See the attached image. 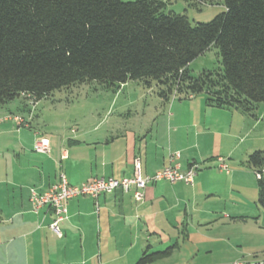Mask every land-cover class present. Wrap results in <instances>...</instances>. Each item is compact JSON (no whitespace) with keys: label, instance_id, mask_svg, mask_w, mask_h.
<instances>
[{"label":"crops","instance_id":"obj_1","mask_svg":"<svg viewBox=\"0 0 264 264\" xmlns=\"http://www.w3.org/2000/svg\"><path fill=\"white\" fill-rule=\"evenodd\" d=\"M158 103L161 109L149 131L157 122L155 144L142 127L129 139L105 137L102 143L92 142L73 153L64 148L58 153L49 141L53 153L36 152L39 156L34 157L25 154L23 129L10 121L0 123V264H135L147 248L162 252L179 247L171 232L187 222L188 209L209 222L215 212L224 210L223 203L236 209L245 208L253 199L258 203L255 182L242 179V169L252 153L264 151V104L245 114L208 107L198 96L168 102L160 98ZM15 133L17 142H6ZM33 137H38L36 132ZM79 144L75 138L70 141V145ZM174 152L181 154L176 163L183 171L194 164L201 167L195 187L161 181L143 190L142 201L121 190L97 200L72 199L66 204L68 218L60 224L62 237L50 230L51 208L33 210L31 190L46 192L61 173L71 185L79 186L94 178L131 177L139 160L142 176H151L171 164ZM220 163L233 171L221 172ZM261 175L264 179V169ZM199 199L204 202L202 211L195 205ZM169 258L154 264H172ZM187 258L178 264H190Z\"/></svg>","mask_w":264,"mask_h":264},{"label":"trees","instance_id":"obj_2","mask_svg":"<svg viewBox=\"0 0 264 264\" xmlns=\"http://www.w3.org/2000/svg\"><path fill=\"white\" fill-rule=\"evenodd\" d=\"M222 1V13L193 24L166 13L162 0H0V108L23 94L41 101L75 85L132 81L155 83L165 102L205 93L208 107L251 114L264 104V0ZM212 47L222 72L191 76L190 64ZM244 165L261 173L264 151ZM257 201L264 208L263 177ZM175 247L147 248L135 264H154Z\"/></svg>","mask_w":264,"mask_h":264},{"label":"rangeland","instance_id":"obj_3","mask_svg":"<svg viewBox=\"0 0 264 264\" xmlns=\"http://www.w3.org/2000/svg\"><path fill=\"white\" fill-rule=\"evenodd\" d=\"M134 1L137 0H123V2ZM162 1L167 3L166 13L186 15L193 24L208 23L224 11L222 0H212V5L199 4L196 0ZM218 53V49L212 47L195 59L189 66L190 75L199 77L205 71L222 72L223 67ZM197 96L206 98L205 93ZM159 100L158 87L155 83L149 88L144 83L131 81L121 88L106 89L96 82H91L55 91L35 105L26 97L20 96L10 102L12 105L8 103L0 108V123L10 121L16 125L13 121L16 116L29 119L31 128H29L30 124L29 127L23 125L18 128L23 129L21 138L28 148L25 154L34 157L39 155L33 150L36 141L33 132L37 133L36 139H48L58 153L61 148L73 153L92 142L102 143L105 137H109V140L120 136L129 139L133 131L142 127L144 133L147 132L152 136L148 138L149 142L153 141L155 144L153 136L158 128L157 122L154 123L153 131H149L153 125L152 119L161 109ZM260 105L262 104L258 106ZM121 132L122 134H119ZM17 136L16 133L13 134L6 142L16 143ZM73 138L80 142L79 147L70 145ZM143 140L142 137L141 142ZM53 148L51 149L50 145L52 153ZM6 159L10 164L11 159ZM224 164L226 169L219 165L218 170L229 175L233 170L226 163ZM200 169L198 165V171ZM242 170H244L242 179L248 177L249 180L246 179V182L253 185L250 179L253 178L255 182L253 187L258 191L256 171L253 172L247 166ZM195 185L194 179L190 187ZM202 200L200 203H195L196 208L200 210L204 203ZM226 203H223L224 210L215 212L209 222L202 221L198 213L192 215L191 209H188L187 222L181 223L179 230L171 232L172 235L177 236L175 241L177 238L179 241V247L173 250L174 253L169 256L170 258L167 257L173 258L172 264H178L187 257L191 260H189L190 264H264V208L254 199L242 209L233 208L229 202ZM200 210L199 212L203 209ZM154 245L153 243V247ZM154 249L150 251L156 252ZM236 259L238 262L235 261ZM19 263L24 264V262L17 264Z\"/></svg>","mask_w":264,"mask_h":264},{"label":"built area","instance_id":"obj_4","mask_svg":"<svg viewBox=\"0 0 264 264\" xmlns=\"http://www.w3.org/2000/svg\"><path fill=\"white\" fill-rule=\"evenodd\" d=\"M31 104H36L38 101L32 95L23 94ZM12 120V119H11ZM18 126L28 127L29 119L13 118ZM34 150L40 154L50 153V142L46 138H38L34 143ZM181 157L180 152L170 154L171 164L163 170L156 172L154 175L143 177L141 174V163L137 160L134 164V173L131 177L124 178H94L79 186L71 185L67 176L61 173L58 181L52 185L49 190L39 194L35 190H31L30 202L34 212H38L44 207H49L54 211V220L50 225L51 232L62 237L60 224L68 218L67 202L79 197H90L97 200L102 195L112 194L118 190L122 192H132L137 201L143 200V190L151 184L161 181H166L172 184L183 182L185 185L192 186L197 174L198 165L192 166L190 169L183 171L179 164L176 163ZM226 169L225 164L220 165ZM257 179L262 177L260 172H256ZM97 206V205H96ZM98 208V207H97ZM239 264V263H236Z\"/></svg>","mask_w":264,"mask_h":264}]
</instances>
